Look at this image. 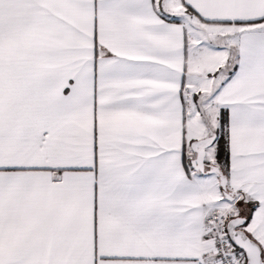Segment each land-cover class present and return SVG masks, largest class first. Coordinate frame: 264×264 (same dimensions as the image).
Listing matches in <instances>:
<instances>
[{
	"label": "snow or ice",
	"instance_id": "6c2138e0",
	"mask_svg": "<svg viewBox=\"0 0 264 264\" xmlns=\"http://www.w3.org/2000/svg\"><path fill=\"white\" fill-rule=\"evenodd\" d=\"M0 264H264V0H0Z\"/></svg>",
	"mask_w": 264,
	"mask_h": 264
}]
</instances>
